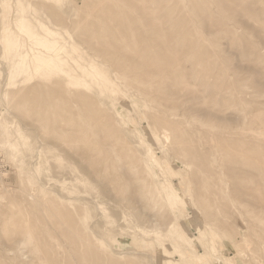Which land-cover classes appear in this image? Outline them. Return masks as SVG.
I'll return each instance as SVG.
<instances>
[{"label": "rangeland", "instance_id": "374dc122", "mask_svg": "<svg viewBox=\"0 0 264 264\" xmlns=\"http://www.w3.org/2000/svg\"><path fill=\"white\" fill-rule=\"evenodd\" d=\"M168 262L264 264V0H0V264Z\"/></svg>", "mask_w": 264, "mask_h": 264}, {"label": "bare ground", "instance_id": "6f19581e", "mask_svg": "<svg viewBox=\"0 0 264 264\" xmlns=\"http://www.w3.org/2000/svg\"><path fill=\"white\" fill-rule=\"evenodd\" d=\"M20 23V22H19ZM31 33V32H30ZM43 39V38H42ZM32 41V40H31ZM34 42V41H33ZM49 43V42H48ZM18 44V43H17ZM53 47H55V46H53ZM58 48V47H57ZM60 48H62V47H60ZM81 49V48H80ZM73 50V49H72ZM29 51V50H28ZM48 51V50H47ZM47 51H46V53H47ZM45 52V51H44ZM59 52V51H58ZM58 52H56L55 53V55H54V57L53 58H48L47 60H45V63L44 64H46L45 66H48L49 67V70H50V72H52V73H54V74H58L59 73V70H60V68H59V66L62 64V63H64L63 62V60H62V58H60V55L58 54ZM33 53V52H32ZM63 53V52H62ZM70 53H71V50H70ZM38 54V53H37ZM44 55V54H43ZM62 55V54H61ZM69 55V54H68ZM37 56V55H36ZM45 56V55H44ZM64 56V55H63ZM35 57V56H34ZM43 57V56H42ZM40 58V57H39ZM70 59V58H69ZM73 59V58H72ZM76 59V58H75ZM44 60V59H43ZM77 60V59H76ZM66 61H68V60H66ZM73 61V60H72ZM33 63V62H32ZM73 64V63H72ZM75 64H76V62H75ZM66 65V64H65ZM31 66V65H30ZM44 66V65H43ZM42 66V67H43ZM76 66V65H75ZM32 68V67H31ZM94 68V67H93ZM40 69H44V68H40ZM97 69H98V67H97ZM83 71V70H82ZM91 71H93V70H91ZM98 71V70H97ZM33 72V71H32ZM81 72V71H80ZM85 72V71H84ZM90 73H92V72H90ZM37 74H39V72L37 73ZM36 74V75H37ZM98 73H96V75H97ZM66 75V74H65ZM73 75H77V74H73ZM85 76V75H84ZM87 76V75H86ZM85 76V77H86ZM68 77V76H67ZM73 77V76H72ZM76 77V76H75ZM89 77V76H88ZM96 78V77H95ZM42 79V78H41ZM60 79H62V78H60ZM92 79L93 78H91V81H92ZM100 79V78H99ZM51 80V79H50ZM94 80V79H93ZM96 80V79H95ZM50 82V81H49ZM65 82V81H64ZM66 83V82H65ZM70 84V83H69ZM88 84V83H87ZM92 84H94V82L92 83ZM26 85V84H25ZM78 85H79V83H78ZM21 86V85H20ZM72 86V85H71ZM101 86V85H100ZM68 87V86H67ZM69 89H70V87H68ZM67 88V89H68ZM74 88V87H73ZM81 88V87H80ZM96 88V87H95ZM79 89V88H78ZM82 89H83V87H82ZM86 91H88V90H86ZM84 92V91H83ZM89 93V92H88ZM91 94H92V92H91ZM98 95V94H97ZM112 99V98H111ZM115 102H116V99H115ZM117 103V102H116ZM120 103V102H119ZM114 104V103H113ZM115 108V107H114ZM4 133H5V131H4ZM6 134V133H5ZM7 135V134H6ZM11 136V135H10ZM23 136V135H22ZM22 140V139H21ZM25 145V144H24ZM15 146H17V145H15ZM2 147H4V145L2 146ZM8 147V146H7ZM19 148H21V147H19ZM17 149V148H16ZM16 149H14L13 151H15V153H19V149L18 150H16ZM12 155V154H11ZM13 156V155H12ZM18 156V155H17ZM15 157V156H14ZM157 162V161H156ZM173 162V161H172ZM173 165V164H172ZM152 167H154V166H152ZM169 181V180H168ZM41 189V188H40ZM71 191V190H70ZM176 192V191H175ZM71 193V192H70ZM74 193V192H73ZM44 195V194H43ZM35 199V198H34ZM120 230H123L124 231V229L123 228H121ZM119 230V231H120ZM99 238L100 239H104V235H100L99 236ZM105 238H107V235L105 236ZM231 241V240H230ZM146 245V244H145ZM132 252V251H131ZM111 254H112V256L114 255V257H115V255L117 254L118 255V253H116V252H113V251H111ZM116 255V257H118L119 256V258L121 259L122 258V254L121 253H119V255L117 256ZM181 262H182V260H181ZM169 263V262H168ZM179 263V262H178ZM170 264V263H169Z\"/></svg>", "mask_w": 264, "mask_h": 264}]
</instances>
